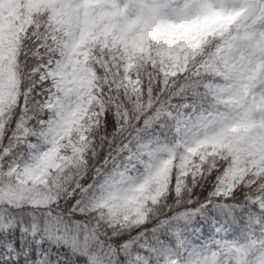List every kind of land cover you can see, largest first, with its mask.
Segmentation results:
<instances>
[{"label": "snow or ice", "instance_id": "6c2138e0", "mask_svg": "<svg viewBox=\"0 0 264 264\" xmlns=\"http://www.w3.org/2000/svg\"><path fill=\"white\" fill-rule=\"evenodd\" d=\"M0 264H264V0H0Z\"/></svg>", "mask_w": 264, "mask_h": 264}]
</instances>
